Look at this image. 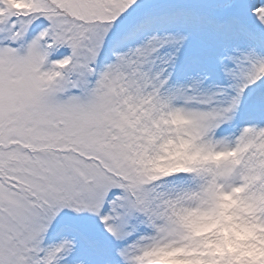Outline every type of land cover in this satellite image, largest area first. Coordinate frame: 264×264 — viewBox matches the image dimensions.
I'll return each instance as SVG.
<instances>
[{"label":"snow or ice","instance_id":"obj_1","mask_svg":"<svg viewBox=\"0 0 264 264\" xmlns=\"http://www.w3.org/2000/svg\"><path fill=\"white\" fill-rule=\"evenodd\" d=\"M0 264H264V0H0Z\"/></svg>","mask_w":264,"mask_h":264},{"label":"rangeland","instance_id":"obj_2","mask_svg":"<svg viewBox=\"0 0 264 264\" xmlns=\"http://www.w3.org/2000/svg\"><path fill=\"white\" fill-rule=\"evenodd\" d=\"M228 239H226L228 250H233L238 245L244 243L249 239V235L247 233L234 231L233 233L227 234Z\"/></svg>","mask_w":264,"mask_h":264}]
</instances>
